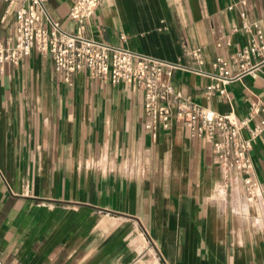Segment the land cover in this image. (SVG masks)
Wrapping results in <instances>:
<instances>
[{
  "label": "crops",
  "instance_id": "1",
  "mask_svg": "<svg viewBox=\"0 0 264 264\" xmlns=\"http://www.w3.org/2000/svg\"><path fill=\"white\" fill-rule=\"evenodd\" d=\"M74 2L45 4L67 31L78 27L69 17ZM18 6L0 0L1 40L15 33ZM259 29L264 0H102L86 33L179 65L166 77L175 109L190 99L234 121L252 113L254 125L264 63L220 83L225 94L208 86L217 58L237 53ZM196 48L201 61L191 54ZM144 104L132 84L87 71L67 76L36 48L6 64L0 264H264V134L249 152L263 188L250 202L242 169L227 168L212 142L176 117L153 137Z\"/></svg>",
  "mask_w": 264,
  "mask_h": 264
},
{
  "label": "built area",
  "instance_id": "2",
  "mask_svg": "<svg viewBox=\"0 0 264 264\" xmlns=\"http://www.w3.org/2000/svg\"><path fill=\"white\" fill-rule=\"evenodd\" d=\"M8 1L19 6L15 14V33L0 39V75L7 63H21L36 48L50 55L55 70L67 76L87 71L93 77L107 79L114 84L128 82L144 91L145 127L153 137L158 136L161 128H168L176 117L193 136L211 141L214 151L227 168L235 165L245 172L246 194L250 202L262 195L263 188L254 178L249 152L254 142L264 134V101L255 105V113H262V117L254 125L251 124L252 113L234 121L230 114L219 113L190 99L178 102L175 109L173 102L178 96L166 77L180 68L179 65L87 35L89 20L102 0H75L69 17L78 24L76 31L65 30L50 17L45 5L47 0ZM47 21L50 26H47ZM191 54L201 61V48L192 50ZM263 63L264 32L259 29L257 37L237 53L227 59L217 58L214 65L219 72L213 75L215 82L208 86V91L219 90L225 94L226 89L221 88L220 83L226 85L245 75L255 74ZM232 64L236 71L230 68ZM243 129L248 130V137L243 135ZM231 155L235 158L233 163L229 161Z\"/></svg>",
  "mask_w": 264,
  "mask_h": 264
}]
</instances>
